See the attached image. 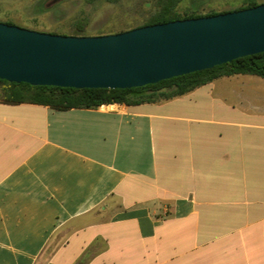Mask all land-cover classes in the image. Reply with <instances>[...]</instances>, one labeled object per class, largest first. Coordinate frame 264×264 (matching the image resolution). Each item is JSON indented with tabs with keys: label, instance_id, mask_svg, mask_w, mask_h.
<instances>
[{
	"label": "crops",
	"instance_id": "crops-1",
	"mask_svg": "<svg viewBox=\"0 0 264 264\" xmlns=\"http://www.w3.org/2000/svg\"><path fill=\"white\" fill-rule=\"evenodd\" d=\"M0 264H264V79L134 106L0 101Z\"/></svg>",
	"mask_w": 264,
	"mask_h": 264
},
{
	"label": "water",
	"instance_id": "water-1",
	"mask_svg": "<svg viewBox=\"0 0 264 264\" xmlns=\"http://www.w3.org/2000/svg\"><path fill=\"white\" fill-rule=\"evenodd\" d=\"M264 53V4L103 36H62L0 23V80L131 89Z\"/></svg>",
	"mask_w": 264,
	"mask_h": 264
},
{
	"label": "trees",
	"instance_id": "trees-1",
	"mask_svg": "<svg viewBox=\"0 0 264 264\" xmlns=\"http://www.w3.org/2000/svg\"><path fill=\"white\" fill-rule=\"evenodd\" d=\"M180 1L164 0L160 11L138 28L219 15V13L213 11L205 15L201 14L199 7H191L190 10L181 14L177 10ZM258 5L261 4L257 0H247L245 6L235 11L250 9ZM6 24L12 25L11 22ZM61 35L75 37L89 36L83 28L75 29L68 35ZM237 75H252L264 79V53L238 58L227 64L164 80L157 84L131 89L78 90L52 86H31L27 83L17 84L0 80V101L11 104H39L50 106L56 110L72 108L92 109L109 104L134 106L168 101L188 94L221 77Z\"/></svg>",
	"mask_w": 264,
	"mask_h": 264
},
{
	"label": "rangeland",
	"instance_id": "rangeland-1",
	"mask_svg": "<svg viewBox=\"0 0 264 264\" xmlns=\"http://www.w3.org/2000/svg\"><path fill=\"white\" fill-rule=\"evenodd\" d=\"M164 0H0V23L48 34H70L83 28L89 36L128 32L158 13ZM247 0H181L183 14L199 7L201 14L233 12ZM264 4V0H257Z\"/></svg>",
	"mask_w": 264,
	"mask_h": 264
}]
</instances>
